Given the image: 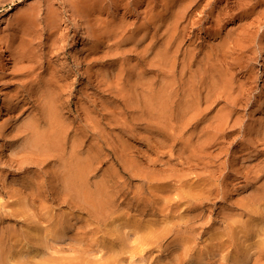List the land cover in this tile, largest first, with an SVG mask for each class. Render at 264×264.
<instances>
[{"label": "rangeland", "instance_id": "rangeland-1", "mask_svg": "<svg viewBox=\"0 0 264 264\" xmlns=\"http://www.w3.org/2000/svg\"><path fill=\"white\" fill-rule=\"evenodd\" d=\"M161 1L0 0V67L2 65V69H0V74H2V80H0V217L4 221L2 222L0 219V238H2V233L10 232V248H12L10 252L12 254L17 252L16 254H18L16 258H13L16 255L15 253L13 257L10 255L8 260L11 262L8 264H236L238 260L244 262L245 257H247V263L245 264L255 263L256 257L253 254L249 255V259H251L248 260V256L241 255V253L242 251L246 252L248 244L252 245L251 243L258 238L255 235L257 238L254 239L252 233L263 230V224L253 226L251 216L254 215L251 214L254 211V199L252 197L254 193L252 194V192L255 190L253 189L255 182L253 183L249 176L246 179V176L250 173L252 157L256 153L255 146L258 147V151L260 147V150L264 149V22L260 23L263 28L262 26L258 28L259 31L261 30L258 33V36L259 34L260 36L252 39L251 35L255 36L252 34L254 26L252 20L255 16L251 17L250 15L252 8H259L258 10L264 13V0H164L160 3ZM164 3L166 6L163 5ZM186 8H188L187 12H185ZM10 9L12 10L10 11ZM180 9L186 10L182 13ZM190 12L195 13L193 14L195 16H191L194 17L192 19L188 18ZM178 13L181 14L179 18H177ZM163 15L168 16L166 17L168 23L169 20L174 21L175 17V19H178L179 24L182 16L185 21L182 20L183 22L180 25H176L178 27L189 20H192L193 23L198 20V23H195L196 26L193 23V25H190L189 22L183 25H190L191 28H188V38L190 39L183 43V48L182 45L180 46L179 54L174 56L175 58H171L170 62L173 60L172 65L175 61L177 62H175V69L173 66V69L171 68L170 62H165L169 65L167 70L166 65L161 62L163 60L159 57L158 62L161 60L160 63L164 67L160 66V63L158 64L154 57V55L158 57L156 51H159L157 49L159 45L154 39L155 33L152 32L155 31L156 27L162 25L160 20L161 18L162 21L165 19ZM172 15L174 17H171V20L170 16ZM152 19H157L158 23L156 24V21L152 22ZM263 20L261 19V21ZM153 25L155 28L151 29ZM240 25L251 26L252 28L248 27V29L252 32L244 26L240 28ZM192 26L197 28L193 27L195 29H192ZM23 27L27 30L31 27L32 31L37 32V35L35 34L36 36L33 37L37 48H33L34 52L36 49V52L40 50V52L45 53L44 45L47 42L49 44L48 48L45 49L46 52L52 51L48 54L50 55L48 56L49 61L47 60L40 65L42 67L37 66L39 70L36 68L35 75L43 81L49 80L54 75V77L60 76H57V78L65 77V79L64 77L61 78L62 80L60 79L61 85L65 88H63L64 91L62 89V93L64 100L66 102L70 101L71 107L69 106L68 110H65V113L63 112L64 116L67 118L71 115L69 113L70 109L74 111L82 109L85 112L90 109V107L88 108L89 105L91 106L89 112L92 110L91 113L93 114L94 110L98 113L97 119L101 115L99 123L103 125L94 124V121H98L94 118L97 113L92 116L87 111L91 114V117L96 119L89 118L94 120L92 124L98 125V128H95L94 125H91V121H87L89 126L95 128L92 133L89 132L90 135L94 134L91 138L94 136L96 139L94 137L92 139L95 144L93 152L96 155L99 152V155L101 154V163H98L93 169L90 183L92 191L96 192L97 195L94 198L97 203H93V208L95 205L97 206L98 201H100L99 203L103 202V205L98 204L93 210L86 204L90 209L89 211L81 202H77V205H73L72 202L70 204L68 202L70 196L65 193L66 191L60 193L58 190L57 203L53 199L47 198L48 192L46 191H44L46 200H39L37 193L34 194V191L30 189V186L37 181L35 176L39 174V183H43L42 185L46 189L51 182L55 185L60 184V180H57L58 170L55 169L57 170L56 173L53 164H51L48 165L49 168L47 166V169H43L42 174L34 167L35 165H26L23 171L19 169L16 162L23 154L17 153L16 150L24 144V139L19 132L17 133L19 135L16 136V129L18 131L19 127L22 128V125L28 119L30 121V116L34 113L33 105L25 103L27 101L24 100L26 96L28 97L27 92H30L28 85L33 76L22 77L19 86L15 85V79L13 80L12 62L15 58L12 53L19 45L20 38L18 39V37H21L22 32L25 31ZM243 27L245 30H243ZM115 28L116 30H114ZM121 28H125V31L121 30L120 34L121 36L126 35V38L124 36L120 37L119 29ZM145 28H148L147 31ZM171 28L175 30V24ZM181 29L183 27L179 28L178 33L182 31ZM148 31L151 32L148 33ZM242 31L251 33V35L246 34L250 39L246 40L245 38L248 37H243L245 32L242 35ZM19 32H21L20 36H18ZM98 32L102 33H99L98 36ZM121 32H126V34ZM135 32L137 33L135 34ZM234 33H236L235 37H232ZM237 33H240L242 37ZM106 34L107 36H105ZM114 34H117L115 36H119L118 38H121L122 41H118ZM197 34L200 38H197ZM101 35H104L103 37L107 42L106 40L103 41L104 38ZM108 37L113 38L110 40ZM231 37L240 39L236 40V45L235 42H232L235 39L230 41L235 46L233 52H224L225 55L220 54L222 51L220 49L226 48V46H223L227 44L225 39ZM14 38L18 39L17 42L11 44L12 46L8 45L10 42L8 43L7 40L11 41ZM249 40L250 42H248ZM109 44L110 47L113 46L111 49ZM119 44H122V47L120 50L118 49L120 55H117L119 52L115 49L114 51L113 48L120 46ZM103 50L108 51L105 53L106 56H104ZM110 50L117 51V54L114 53V55ZM107 53H109L108 56ZM5 56L8 58H5ZM12 57L14 58L13 61ZM117 57L120 58L119 61ZM109 61L112 64L106 63ZM47 67H49V70L46 69ZM50 67L52 68L51 72L54 71V75L49 73ZM169 69H172L171 72L174 70L173 73H176L175 75L168 73L176 78L172 79L174 82L176 81L173 88L178 89V91L175 89V93H178L175 95L180 98L187 91L189 95H184L187 97L193 94L199 97L200 94L202 97L200 103L198 100L196 102L198 97L196 98L195 95L189 98L195 100L194 115L197 112H204L201 113L204 117L197 113L196 115L199 114L200 117L195 116L197 119H194L191 111L192 115L189 114L184 118L178 114L179 109H175L169 120L170 123L168 121L169 124L166 127L164 120L161 123V119L159 120L156 117L154 118L159 123L158 121L153 123V116L145 115L147 114L145 111H143L144 117L143 115H137L139 112L142 113L140 109H146L142 100L144 97L140 92L141 87H136V91L134 88L131 89L129 85L135 87V84L145 81L151 83L157 89L156 87L163 82L162 77L164 76L161 74L167 73L170 71ZM114 73L120 74L121 78L123 73L125 79L122 83L124 84L119 82V78L117 77V79ZM224 73L225 75H223ZM96 74H100L97 78L101 77L100 81L102 83L96 78ZM132 74L133 78H131ZM83 75L85 76L83 77ZM104 75L107 76L104 77ZM171 75L170 77L173 78ZM46 76H48L47 80ZM222 76L228 78H225L227 82L229 78H233L232 81H230L232 78L229 80L230 83L234 82L233 86L232 83H229L230 85L227 88L242 85L243 89L236 88L241 89L239 91L241 92L240 95L237 94L238 90L236 89L223 90L222 83L224 82L221 83V86L218 84ZM136 77H139L140 81ZM111 78H114V81H112L115 88L113 85L109 86L111 81H108L106 85L108 87L105 88L104 83L107 82V79L111 80ZM25 83H28V85ZM212 83L215 85L217 83V90L220 86L217 92L211 89ZM99 84L100 86H98ZM116 84H121L118 89ZM155 84L157 85L155 86ZM199 84L204 89L209 85L207 89L210 87V90L207 91H212L211 97H205L209 93L203 91V87L201 89ZM123 85H128L125 86V89L127 90V87H130L131 91L124 92ZM40 86L38 85L37 88ZM194 86H198L196 87L198 89L196 90ZM109 87L116 92L112 93ZM120 87H122V90L119 89ZM191 87H193L192 90ZM183 88L185 92H183ZM116 89L121 90V92ZM198 90L199 92L202 90L203 96L201 93L197 94L196 91ZM228 90L232 91V94ZM234 90L237 91L235 99H238L233 102ZM243 90L244 92H242ZM191 91L194 92L191 94ZM149 94H146L147 100ZM10 95L17 96L18 99L14 100L19 102L18 108L13 113L4 105L5 99H10ZM137 96H142L138 102L141 104L140 106L144 104V107L135 108L138 104L136 101ZM178 97L176 96L177 100ZM204 97L208 99L206 100ZM239 98H242V100H239ZM181 99L178 101H181ZM210 100L213 102L209 103ZM230 100V103L233 102L239 105L235 106L232 103V106L229 103ZM128 101L130 106H127ZM205 102H207V105ZM133 103H136V105ZM196 103L202 106L200 107L197 104L199 108ZM212 103L215 104L212 105ZM131 104L135 106H133L134 110L130 108ZM85 106L86 108H84ZM206 106L210 109L204 111L203 109L207 108ZM131 111L132 113L134 111L133 116L135 114L138 116H136L137 119H133ZM230 112L231 114H229ZM175 114H178L179 118ZM190 115L193 116V119H190ZM228 115L231 117H228ZM114 118L118 120L117 123ZM138 118L140 121L136 122V120H139ZM132 120L135 122H132ZM224 121L228 124H224ZM125 124H128L127 126H130V128ZM157 124L160 125H158L160 128L162 124L166 128L162 126L161 131L156 126ZM149 125L151 132H148ZM84 127L85 124H82L81 128L84 129ZM100 130L105 132L101 131V134ZM71 131L73 130L71 129ZM163 132H165V135ZM169 132L170 137H168ZM214 137L217 140H214ZM216 142L219 143V146L217 145L215 148ZM96 147L100 149H98L99 152L97 149V152H95ZM24 155L26 157L30 156V158L32 156L25 153L23 157ZM103 156L104 158H102ZM102 159H104L103 162ZM121 160L122 162H120ZM244 175L246 176L244 177ZM52 179H55V183ZM261 182L264 183V179ZM28 185L29 187L26 188ZM100 187L104 188L102 192L105 191L106 195L102 192L103 196L97 194ZM63 193L66 195H63ZM106 197L109 199H105ZM36 198H38V201ZM107 200L111 206L106 205L108 204ZM42 203L46 204V209ZM103 206L106 207L103 208ZM99 208L104 210L97 211ZM45 210L52 212V216ZM44 214L48 215L44 216ZM247 220H249L248 222L252 221L246 225ZM238 221L240 223L246 221V223L242 225ZM238 226L239 228H237ZM63 227H67V229H63ZM56 229L58 232H54L57 231ZM262 237L264 238V235ZM256 251L257 248L253 253H256ZM236 254H239L240 258L241 256L242 258L244 256V258L237 259Z\"/></svg>", "mask_w": 264, "mask_h": 264}, {"label": "bare ground", "instance_id": "bare-ground-1", "mask_svg": "<svg viewBox=\"0 0 264 264\" xmlns=\"http://www.w3.org/2000/svg\"><path fill=\"white\" fill-rule=\"evenodd\" d=\"M160 1V0H159ZM164 0H162L160 3H162ZM156 2H157V0H156ZM155 2V3H156ZM166 2V1H165ZM263 2V1H262ZM262 2H261V4H262ZM168 3H169V1H168ZM183 3V2H182ZM154 4V3H153ZM171 4V3H170ZM260 4V5H261ZM155 5H157V4H155ZM163 5H165V3L163 4ZM166 6V5H165ZM264 6V5H263ZM164 7V6H163ZM256 7V6H255ZM260 7V6H259ZM168 8H169V6H168ZM195 8H197V7H195ZM195 8H193V9H195ZM13 9V8H12ZM12 9H10V11L12 10ZM170 9V8H169ZM187 9V10H186ZM184 11L185 12H187L188 11V8H186ZM189 9H190V7H189ZM253 10L251 11V17H253V16H255V18H254V20H252L253 22L252 23H254V26L251 24V23H249V25H252L253 26V35H255V36H252L251 35V33L249 34L248 33V31L246 32V31H242V35H244V32H245V35L243 36V37H248V38H245L246 40L247 39H250L249 38V36L247 35L246 36V34H249V35H251V37H252V39H253V37L254 38H256L257 36H258V33L261 31H259L258 30V28L259 27H261L262 26V28H263V25L262 24H260V23H262V22H264V20L263 21H261V19H264V13L262 12V11H260V10H258L259 8H252ZM262 9H263V7H262ZM165 10H167L166 8H165ZM180 10H182V9H180ZM179 10V11H180ZM251 10V9H250ZM169 11V10H168ZM167 11V12H168ZM184 11L182 10V13H184ZM248 12H249V10H248ZM248 12H247V14H248ZM172 13V12H171ZM180 13H181V11H180ZM181 13V14H182ZM156 14V13H155ZM158 14V13H157ZM173 14V13H172ZM181 14H177L178 15V17L177 18H179V16L181 15ZM186 14V13H185ZM193 14H195L194 12H190L189 14H188V18H194V17H191ZM245 14V13H244ZM161 15V14H160ZM171 15V14H170ZM176 15V16H177ZM183 15V14H182ZM249 15V16H250ZM156 16V15H155ZM164 16V15H163ZM168 16H169V13H168ZM168 16H166V17H168ZM184 17H185V15H183ZM193 16H195V15H193ZM248 16V15H247ZM162 17V16H161ZM165 17V16H164ZM165 17V19H163V21H162V18H161V23H162V25H159V27H156V29H154L153 31L154 32H152L153 34L155 33V37H154V39L157 41L156 43L159 45V48L157 47V49L159 50L158 52L156 51V53H158L157 55H158V57L156 56V55H154V57L156 58V60H157V63L159 64L160 63V61L161 60H159V62H158V59H159V57L163 60V61H161V62H163V65H166L165 67H167V66H169V65H167V64H165V62L166 63H169L170 62V60H171V58L173 57V58H175L174 56H176L177 54H179L178 52H179V50H181L180 49V46L183 48V43L184 42H186L187 41V39H190V38H188L189 36H188V34H189V31H188V28H191L190 27V25H193V24H195V23H198V20L196 21V22H192V20H187L188 22H189V24H187V26L185 25V26H183L184 24H186V23H188V22H186V23H183V25L180 27H178V26H176V25H178L179 24V21H178V19L176 20L175 19V17L172 15V16H170V18L171 17H174V21L172 20V18H171V20L172 21H170L169 20V23H168V20H166L167 18ZM187 17V16H186ZM153 18V17H152ZM156 18V17H155ZM181 18L182 19H180L181 21H180V24L183 22V21H185V20H183L184 18L181 16ZM261 18V19H260ZM159 19H160V16H159ZM159 19H158V21H159ZM169 19V18H168ZM186 19V18H185ZM151 20V19H150ZM153 20V19H152ZM175 20H176V23H175ZM183 20V21H182ZM244 20V19H243ZM154 21H156V24L158 23L157 22V19H155V20H153L152 22H154ZM178 21V22H177ZM151 21H150V23H152ZM174 23L175 24V30L174 29H172V28H174V27H172L171 28V26L172 25H174V24H171V23ZM191 22V23H190ZM258 22H259V25H258ZM148 24H149V22H147ZM193 23V24H192ZM218 23V22H217ZM226 23V22H225ZM33 24V23H32ZM146 24V23H145ZM144 24V25H145ZM154 24V23H153ZM156 24H154L155 26H156ZM179 24V25H180ZM218 24H220V23H218ZM224 24V23H223ZM143 25V26H144ZM147 25V24H146ZM154 25H153V27L151 26V29L152 28H155L154 27ZM189 25V26H188ZM197 24H195V26H196ZM213 25V24H212ZM222 25V24H221ZM246 26L245 27V25H242V26H244L246 29H248V27L250 28L251 26ZM27 26V25H26ZM25 26V27H26ZM161 26V27H160ZM195 26H192V29H195V28H197V27H195ZM217 26V25H216ZM242 26L240 25V28H242ZM25 27H23L24 29H25ZM33 27V26H32ZM150 27V25L148 26V28ZM183 27V29H181L182 31L181 32H179L178 33V30H179V28H182ZM193 27H195V28H193ZM214 27V26H213ZM243 27V28H244ZM22 28V29H23ZM28 28V27H27ZM116 28H118V27H116ZM116 28L114 29V30H116ZM141 28H142V26H141ZM144 28V27H143ZM147 28V29H148ZM245 28L243 29V30H245ZM252 28V27H251ZM250 28V29H251ZM23 29V30H24ZM124 29V30H123ZM121 28V29H119V34H120V31L122 30V31H125V28ZM146 29V28H145ZM147 29H146V31H147ZM250 29H248V30H250ZM23 30H21V31H23ZM35 30H37V29H35ZM103 30V29H102ZM135 30V29H134ZM189 30H191V29H189ZM194 31V30H193ZM251 32H252V30H250ZM103 32H105V31H103ZM107 32V31H106ZM114 32V31H113ZM133 32V31H132ZM149 32H151V31H148V33ZM23 34H21V32H19V35L18 36H20V34L22 35L21 37H18V39L20 38V43L18 42V47L14 50V49H12V50H14L13 51V53H12V55L14 56V58L12 57V61H13V59H14V62H12L13 63V69H14V78H13V80L15 79V81H14V83H15V85H18V84H20L21 82H22V77L24 78V76H33L32 77V80L29 82V81H27V82H29V85H28V83L26 84V85H28V90L30 91V92H27L28 93V97L26 96V98L24 99L25 101H27V102H25V103H31L33 106L32 107H34V113H33V115L31 114V116H30V121H29V119L27 120V122H25V123H27V124H23L22 126V128L21 127H19L18 128V131H17V129H16V136L17 135H19V134H21V136H22V138L24 139L23 140V146L21 147L20 146V148H18L16 151H18L17 153H19V154H30V155H32L31 156V158H30V156L28 157H26L25 155H24V157H23V154H22V156H20V155H18V156H20V158L19 157H17V158H19V159H17L18 161H16L17 163H18V165H19V169H24L25 168V166L26 165H35L34 167H36L37 168V170H38V172H41L40 174H42V171H43V169H45L48 165H51V164H53V166H54V170L55 169H57L58 170V178H57V180H60L59 182H60V184H53V182H49L50 183V186L47 188L46 187V189H45V187L42 185V184H40L39 182V174H35L36 176V179H37V183L35 182L33 185H31L30 186V189H32V191H34V194H35V192L37 193L36 195H37V197L39 198V200L41 199L42 201L43 200H46V196H44V191H46V192H48L47 194H48V196H47V198L49 197L50 199H53L54 200V202H56L57 203V195L59 194L58 193V190L60 191V193L61 192H63V191H66L65 193L67 194H69V199H68V202H70V204H71V202L73 203V205H77V202H81V204H83L84 206H86V204H87V206L89 205V208H92V210L93 209H95L97 206H98V204H100V205H103V202L102 203H99L100 201H98V204H97V206L95 205L94 206V208H93V206L92 205H94V204H96L97 203V201L95 202V200H94V198H96V192H94V191H92V188H91V183H90V180H91V173H93L92 171H93V169L96 167V165L98 164V163H101V154L99 155V151H98V149L100 148L99 146H97V147H99V148H95L94 150H95V152H99V153H97V155L93 152V148H94V143H93V141H92V139H93V137L91 138V136L92 135H94V134H92V135H90L89 134V132L90 133H92V131H93V129H95L96 127L98 128V125L97 126H95L94 124H98L99 123V121H100V117H101V115H100V117H99V119H97V117H98V113L96 112V111H94L93 110V114L95 113H97V116H95V114H94V118H96L98 121H94V120H96V119H94L93 117H91V111L89 112V110L91 109V106L89 105L88 106V104H87V106H88V108L90 107V109L88 110L87 109V111L89 112V113H91V114H89L87 111H83L82 109V111L81 110H77V111H74V110H72V109H70V111H69V113L71 114H69L70 116L68 117L67 116V118H66V116H64V111L65 110H68V108H69V106L71 105L69 102L70 101H68V102H66V100H64V98H63V91H64V86H62L61 85V81H60V79L62 78L63 79V77H61V78H59L60 76L59 75H57V76H59L58 78H57V76L56 77H54L55 75V73H53V72H51V67H50V74L51 73H53V77H50V79L49 80H47L48 79V76H49V74H48V76H46L47 78H46V80L47 81H43V79H41V81H40V79H39V76H37V75H35V70H37L36 68H38V70H39V67H37L38 65L40 66V65H42L43 63H45L47 60L49 61V59H48V56H50V55H48L49 54V52H50V50H49V52L47 51L46 52V50L45 49H47L48 47V42H47V44L46 45H44L45 46V49H44V51H45V53H43V49L41 50L42 52H40V50H38V52H36V45H35V42H34V40H33V37H34V35L37 33L36 31H32V29H31V27H30V29H25V31L24 32H22ZM99 33H102V32H98V36H99ZM109 33V32H108ZM107 33V34H108ZM118 33V32H117ZM122 34L123 33H125L126 34V32H121ZM137 32H135V34H136ZM241 33V32H240ZM240 33H237V35L239 34V35H241ZM96 34H97V32H96ZM105 34V33H104ZM107 34L105 35V36H107ZM118 34V35H119ZM152 34V35H153ZM181 34V35H180ZM195 34V33H194ZM207 34V33H206ZM228 34V33H227ZM233 34V33H232ZM235 34L236 33H234V35H232V37H235ZM16 35V34H15ZM37 35V34H36ZM35 35V36H36ZM111 35V34H110ZM109 35V36H110ZM117 36V34H114V36ZM133 35H134V32H133ZM192 35V34H191ZM198 35V34H197ZM201 35V34H200ZM230 35H231V33H230ZM242 35H241V37H242ZM95 36H97V35H95ZM102 36V38H104L103 39V41L104 40H106L105 39V37H103L104 35H101ZM112 36H113V34H112ZM115 36V37H116ZM124 36V35H123ZM123 36H121V34H120V37H123ZM135 36V35H134ZM134 36H132V37H134ZM137 36V35H136ZM139 36V35H138ZM149 36V35H148ZM229 36V35H228ZM259 36H260V34H259ZM258 36V37H259ZM15 37H17V36H15ZM52 37V36H51ZM51 37H50V39H51ZM119 37V36H118ZM118 37H116V39L118 38ZM125 38L127 37L126 35L124 36ZM131 37V38H132ZM225 37V36H224ZM226 37H227V35H226ZM229 38V39H225V43L227 42V44L226 45H223L224 47L226 46V48L223 50L222 48L220 49V54H223V55H225L224 54V52H227V53H232L233 52V50H234V47L235 46H233L232 45V43H230V41L231 40H233V39H235L234 41H232L235 45H236V40H238L239 38H240V36H238V37H236V38ZM53 38V37H52ZM109 39H110V37H108ZM113 37H111V39H112ZM131 38H130V40H131ZM143 38H144V36H143ZM194 38V37H193ZM192 38V39H193ZM197 38H200V36L198 35V37ZM196 38V39H197ZM12 39V38H11ZM15 39V38H14ZM11 40V41H13L12 43H11V41L10 40H7L8 41V43L10 42V44H8V45H10V46H12L11 44H14L15 42H17V40L18 39H15V40ZM35 39V38H34ZM49 39V40H50ZM110 39V40H111ZM245 39H243L244 41H245ZM48 40V41H49ZM121 40V38L119 39L118 38V41H120ZM123 40H124V38H123ZM152 40H153V38H152ZM155 40H154V42H155ZM198 40V39H197ZM240 40V39H239ZM109 41V40H108ZM122 41V40H121ZM189 41V40H188ZM241 41H242V39H241ZM254 41V40H253ZM252 41V42H253ZM256 41V40H255ZM6 42V41H5ZM50 42V41H49ZM106 42H107V40H106ZM116 42V41H115ZM115 42H113L114 44H115ZM192 42V41H191ZM240 42V41H239ZM248 42H250V40L248 41ZM103 43V42H102ZM112 43V44H113ZM117 43V42H116ZM120 43V42H119ZM190 43V42H189ZM194 43V42H193ZM225 43H223V44H225ZM44 44V43H43ZM51 44H52V41H51ZM54 44H55V42H54ZM111 44V45H112ZM113 44V45H114ZM188 44V43H187ZM190 44H192V43H190ZM5 45H7V44H5ZM7 45V46H8ZM42 45V44H41ZM104 45V44H103ZM106 45H107V43H106ZM120 46H116V48H113V50L115 49V50H117L118 52H119V50H120V48L122 47L121 45L122 44H119ZM137 45V44H136ZM135 45V46H136ZM186 45V44H185ZM230 45V46H229ZM38 46H39V44H38ZM37 46V47H38ZM43 46V45H42ZM41 46V47H42ZM55 46V45H54ZM124 46V45H123ZM152 46V45H151ZM221 46H222V44H221ZM222 46V47H223ZM36 48L35 49V52H34V50H33V48ZM47 47V48H46ZM50 47V46H49ZM53 47V46H52ZM109 47H110V44H109ZM111 47H113V46H111ZM111 47H110V49H111ZM11 48V47H10ZM40 48V47H39ZM38 48V49H39ZM51 48V47H50ZM55 48V47H54ZM54 48H53V50H54ZM132 48H137V47H132ZM105 50H106V47L104 48ZM107 49H108V46H107ZM119 49V50H118ZM113 50H110V51H112L113 52V54L114 53H116V52H114ZM156 50V49H155ZM109 51V52H110ZM218 51V50H217ZM235 51H236V49H235ZM8 52V51H7ZM10 52V51H9ZM12 52V51H11ZM39 52H40V54H39ZM52 52V51H51ZM50 52V53H51ZM103 52H104V56H106V52H108V51H104L103 50ZM181 52V51H180ZM219 52V51H218ZM42 53V54H41ZM110 54H111V52H110ZM117 54V53H116ZM217 54H219V53H217ZM10 55H11V53H10ZM109 55V53H107V56ZM115 55V54H114ZM117 55H120V52L117 54ZM111 57H112V54L110 55ZM217 56H219V55H217ZM221 56V55H220ZM116 57V56H115ZM5 58H8V57H6L5 56ZM105 58V57H104ZM2 59H4V58H2ZM1 59V60H2ZM114 59V58H113ZM120 60V58H118L117 57V60ZM100 60H102V59H100ZM103 60H105V59H103ZM118 60V61H119ZM155 60V61H156ZM9 61H11V60H9ZM98 61V60H97ZM113 61V60H112ZM173 61V60H172ZM172 61L169 63V64H171V68L173 69V67L175 66L176 67V63L174 64L173 63V65H172ZM3 62V61H2ZM114 62V61H113ZM116 62V61H115ZM103 63H105V62H103ZM106 63H110V61L109 62H106ZM118 63V62H117ZM156 63V62H155ZM3 64V63H2ZM49 64H51V63H49ZM49 64H48V66H49ZM110 64H112V63H110ZM109 64V65H110ZM114 64V63H113ZM153 64H154V62H153ZM89 65H90V63H89ZM108 65V64H107ZM116 65V64H115ZM156 65V64H155ZM163 65H161V63H160V66H163ZM111 66H113V65H111ZM111 66H110V68H111ZM173 66V67H172ZM1 67H2V65H1ZM0 67V69H2ZM40 67H42V66H40ZM44 67V66H43ZM46 67V66H45ZM87 67H88V65H87ZM87 67H85V68H87ZM164 67V66H163ZM175 67H174V69H175ZM11 68V67H10ZM49 67H47L46 69H48ZM108 68V67H107ZM168 68L169 67H167V70H168ZM41 69V68H40ZM42 69H44V68H42ZM89 69V68H88ZM109 69V68H108ZM107 69V70H108ZM166 69V68H165ZM172 69H169L170 71H166L167 73H164V74H161V75H163L164 77H162V80H163V82L161 83V82H159V83H161V85L160 86H158V87H156L157 89H155L154 88V85H152L151 83H147V82H143V81H140L138 78L140 77L138 74H136V76H139L137 79L140 81V82H142V84H140V82L138 83V80H137V83L138 84H135L136 86L135 87H132V85H129V86H131V89H136V91H137V88H139V87H141V90H140V92L142 93V96L144 97L142 100L144 101V103H145V107H144V104L142 105L144 108H146V109H140V111H142V113H140L139 111V114H137V115H143V117L145 116V115H151V116H153L152 118L153 119H155L154 117H156V118H159V120L161 119V121L162 120H164V123H166L165 124V126L167 127V125L170 123V118H171V115L173 116V112L175 111V109H179V112H178V114L182 117H184V118H186L187 116H189V114H191L192 112H193V109H194V106H195V100H194V98L193 99H190L189 97L190 96H193V95H195V94H193V95H190L189 97H187L189 94H187L188 93V91H187V93L185 92V89L184 88H186V87H184L183 89H184V91L183 92H185L183 95H181V97L182 96H184L185 94H187V96H184V98L183 99H181V97L179 98L178 97V95H175V94H178V93H175L176 92V90L178 91V89H176V88H173V84L176 82H174L173 80H174V78H175V74L176 73H173L174 72V70L171 72V70ZM49 70V69H48ZM47 70V71H48ZM12 71V70H11ZM42 71V70H41ZM45 71V70H44ZM101 72V71H100ZM164 71H163V69H162V73H163ZM173 73L174 75L172 76L171 74H168V73ZM41 74H42V72H40ZM58 73H59V71H58ZM103 73V72H102ZM112 73V72H111ZM226 74H227V76H229L228 75V73L227 72H225ZM225 73L223 74V75H225ZM231 73V72H230ZM12 74V75H13ZM39 74V73H38ZM82 74H84V73H82ZM101 74V73H100ZM100 74H98V75H100ZM108 74H109V71H108ZM114 74H116V78L118 77L119 78V82L121 83V84H124V83H122V81H123V79H125V78H123V73H122V78L120 77V74L118 75L117 73H114ZM12 75H11V77H12ZM97 75V74H96ZM98 75L96 76V78L98 77ZM110 75V74H109ZM118 75V76H117ZM170 75L173 77V78H171L170 77ZM233 74L231 73V76H232ZM36 76V77H35ZM40 76H42V75H40ZM52 76V75H51ZM85 75H83V77H84ZM103 76V75H102ZM107 75H104V77H106ZM135 76V75H134ZM1 77H2V74H0V80H2L1 79ZM82 77V78H83ZM114 77V76H113ZM131 77V76H130ZM233 77V76H232ZM231 77V78H232ZM28 78V77H27ZM31 78V77H30ZM100 78L101 77H99V78H97V79H99V82H101L102 83V81H100ZM103 78V77H102ZM108 78V77H107ZM116 78H115V80H116ZM117 78V79H118ZM131 78H133V74H132V77ZM142 78H143V76H142ZM225 76H222V78L220 79V81L218 82V84H220V86H221V83L222 82H224V83H222L223 84V90H227V89H229V90H233V89H236L238 86H235V88H233L232 86H233V83L234 82H231L232 83V86L231 87H229V88H227L231 83H230V81H232L233 80V78L231 79V78H229V80H228V82H227V80L226 79H228V78H226ZM250 78V77H249ZM11 79V78H10ZM21 79V80H20ZM45 79V78H44ZM61 79V80H62ZM64 79H65V77H64ZM105 79V78H104ZM122 79V80H121ZM145 79V78H144ZM143 79V80H144ZM173 79V80H172ZM176 79V78H175ZM12 80V79H11ZM103 80V79H102ZM114 81V78L112 79L111 78V80L110 79H107V82L106 83H104L105 84V88L106 87H108V86H106L107 84H108V81L110 82L111 81V84H109V86L110 85H113V81ZM249 80H251V79H249ZM13 82V81H12ZM23 82H25V81H23ZM94 82V81H93ZM93 82H92V84H93ZM104 82V81H103ZM124 82V81H123ZM247 82V81H246ZM246 82H244V83H246ZM251 82V81H250ZM249 82V83H250ZM116 83L118 84V82L116 81ZM152 83H156V82H152ZM230 83V84H229ZM248 83V84H249ZM24 84V83H23ZM116 84V85H117ZM121 84H119V85H121ZM131 84V83H130ZM140 84V85H139ZM203 84V83H202ZM210 84V83H209ZM247 84V83H246ZM245 84V85H246ZM12 85V84H11ZM26 85H25V88H26ZM40 86L39 88H37V86ZM115 85V84H114ZM113 85V87L115 88V86ZM119 85H117L116 87H117V89H118V86ZM137 85H139V86H137ZM157 84H155V86H156ZM175 85V84H174ZM205 85V84H204ZM215 84L214 83H212L211 84V89L213 90V91H215L216 90V92L219 90V87H218V90L216 89L217 88V83H216V85L214 86ZM19 86V85H18ZM24 86V85H23ZM22 86V87H23ZM43 86V87H42ZM95 86V85H94ZM98 86H100V84L98 85ZM124 87H123V90H124V92L125 91H131L130 90V87H127V90L125 89L126 87L125 86H128V85H123ZM199 86H201V89H202V85H200L199 84ZM209 86V85H208ZM207 86V87H208ZM97 87V86H96ZM103 87V86H102ZM137 87V88H136ZM196 87H198V86H196ZM195 86H194V88H196ZM207 87H205L206 89H204V87H203V91L205 90V91H209L210 90V87H209V89H207ZM224 87H226V88H224ZM15 88L17 89V87L15 86ZM19 88V87H18ZM42 88V89H41ZM64 88V89H63ZM101 88V87H100ZM110 88V87H109ZM122 87H120L119 89H121ZM128 88H129V90H128ZM192 88L193 87H191V90H192ZM239 88H241V89H243L242 88V85L240 86V87H238V89ZM15 89V90H16ZM27 89V88H26ZM62 89H63V91H62ZM99 89V88H98ZM103 89H104V87H103ZM102 89V90H103ZM116 89V90H117ZM175 91H174V90ZM198 88H196V90H197ZM200 89V88H199ZM222 89V88H221ZM238 89H236V90H238ZM240 89V90H241ZM109 90H111L112 91V93H115L116 91H113V89H109ZM122 90V89H121ZM121 90H117V91H120L121 92ZM138 90V91H139ZM228 90V91H229ZM236 90H234V95L232 96V98H234V99H232L233 100V102H234V100L236 101L237 99H235L237 96H235V93L237 92ZM240 90H238V92H237V94H239V93H241V92H239ZM23 91V90H22ZM207 91V92H208ZM14 92H16V91H14ZM97 92V91H96ZM102 92V91H101ZM104 92H106V91H104ZM123 91H122V94L124 93ZM145 92H147V93H145ZM192 92H194V91H191V94H192ZM197 92V94H199V93H201L202 92V90H201V92H199V90L198 91H196ZM231 94H232V91H229ZM242 92H244V90L242 91ZM20 93H21V91H20ZM30 93V94H29ZM150 93V94H149ZM190 93V92H189ZM209 94L207 95V96H205V94H204V96L205 97H211L210 95H211V93H212V91L211 92H208ZM213 93H215V92H213ZM11 94V93H10ZM16 94H18V93H16ZM133 95H134V93H132ZM146 94H149L150 96H148V100H147V97H146ZM216 94H218V93H216ZM215 94V95H216ZM9 95V94H8ZM36 95H37V98H36ZM141 95V94H140ZM201 95H202V93H201ZM240 95V94H239ZM238 95V96H239ZM16 96V95H15ZM19 96V95H18ZM141 96V97H142ZM176 96L179 98V99H181V101H178L177 100V98H176ZM203 96V95H202ZM214 96V95H213ZM235 96V97H234ZM243 96V95H242ZM242 96H240V97H242ZM17 97V96H16ZM16 97H14V95L12 96V95H10V99H8V98H6L5 99V107H7L8 108V110H10L12 113L15 111V109L16 108H18V104H19V102H17L16 100H14V99H18V98H16ZM141 97L140 96H137V99H136V101H137V107H135L134 105V107L135 108H137L138 109V107H142V106H140L141 104L138 102L140 99H141ZM194 97V96H193ZM195 97H196V95H195ZM198 97V96H197ZM196 97V98H197ZM201 96H200V94H199V97H198V99H196V102H197V100H198V102L200 103V101H201V99H202V97L200 98ZM204 97V99H206ZM245 97V96H244ZM90 98V97H89ZM140 98V99H139ZM207 98V99H208ZM22 99V98H21ZM200 99V100H199ZM206 99V100H207ZM126 100V99H125ZM141 100V101H142ZM145 100H146V102H145ZM205 100V101H206ZM211 100H212V98H211ZM209 101V103L210 102H213V101ZM239 100H242V98L240 99L239 98ZM127 101V100H126ZM203 101V100H202ZM231 102V100L229 101V103ZM232 102V103H233ZM95 103V102H94ZM124 103H126L125 101H124ZM131 103V102H130ZM141 103H143V102H141ZM199 103H196V106L197 107H199ZM232 103H230L232 106H233V104ZM240 103V102H239ZM86 104V103H85ZM85 104H83V105H85ZM127 106H130V104H129V101L127 102ZM133 104H135L136 105V103H133ZM197 104H199V105H197ZM205 104L207 105V102H205ZM215 103H212V105H214ZM227 104H228V102H227ZM1 105H2V103H1ZM4 105H2V106H4ZM82 105V104H81ZM139 105V106H138ZM204 105V104H203ZM235 106L237 105V104H234ZM239 105V104H238ZM237 105V106H238ZM119 106H121L120 104H119ZM126 106V107H127ZM132 106V104H131V109L133 108V110L135 109L134 107ZM202 105H200V107H201ZM209 107H210V105H208ZM208 106H206L207 108H205V109H203L204 111H206V109H210V108H208ZM71 107V106H70ZM95 107V106H94ZM122 107V106H121ZM197 107H195V109L197 108ZM199 107V108H200ZM80 108V107H79ZM84 108H86V106L84 107ZM83 108V109H84ZM93 108V107H92ZM127 108H129V107H127ZM129 108V109H130ZM2 109V108H1ZM74 109V108H73ZM198 109V108H197ZM18 110V109H17ZM30 110H31V108H30ZM236 110V109H235ZM233 111V112H236V111ZM1 111V110H0ZM143 111H145V113H147V114H143L144 112ZM177 111V110H176ZM192 111V112H191ZM195 111H197V110H195ZM198 111H199V109H198ZM200 111H201V109H200ZM208 111V110H207ZM32 112V111H31ZM64 112V113H63ZM67 113V112H66ZM131 113H132V111H131ZM197 113H204V112H197ZM196 113V114H197ZM93 114H92V116H93ZM133 114H134V111H133V113L131 114L132 116H133ZM178 114H175V115H177L178 116ZM194 115V112H193V116H194V119H197V117L195 118V116H199L200 117V115L198 114V115ZM229 114H231V112L229 113ZM130 115V116H131ZM136 114H135V116H133V119L135 118V119H137L136 118V116H137ZM192 115V114H191ZM190 115V119L192 118L193 119V116H191ZM209 115V114H208ZM207 115V116H208ZM218 115V114H217ZM233 115V114H232ZM106 116V115H105ZM107 116H109V115H107ZM201 116H202V114H201ZM73 117V118H72ZM138 117V116H137ZM140 117V116H139ZM143 117H141V119H143ZM147 117V116H146ZM180 117V119L182 120V118ZM202 117H204V116H202ZM205 117H206V114H205ZM228 117H231L230 115H228ZM89 118H93L94 120H92V119H89ZM117 118V117H116ZM116 118H114L115 120H116ZM151 118V119H152ZM173 118V117H172ZM177 118H179V116L177 117ZM176 118V119H177ZM189 118V117H188ZM109 119H111V118H109ZM113 119V120H114ZM139 119V118H138ZM148 119H150V118H148ZM152 119V121H153V123H154V121L157 123V121H156V119L155 120H153ZM174 119H175V117H174ZM112 120V121H113ZM144 120V119H143ZM178 120V119H177ZM177 120H175L176 122H177ZM215 120H216V118H215ZM87 121H91V125H94L95 126V128L93 127L92 128V126L90 125H88V122ZM92 121H94V124H92ZM108 121H110V120H108ZM128 121V120H127ZM134 120H132V122H133ZM137 121H140V119L139 120H136V122ZM146 121V120H145ZM149 121V120H148ZM147 121V122H148ZM151 121V120H150ZM168 121H169V123H168ZM226 121V120H225ZM224 121V124L225 123H227L228 124V122H225ZM118 122V120H116V123ZM135 122V121H134ZM180 122V121H179ZM185 122H187V121H185ZM184 122V123H185ZM109 123V122H108ZM146 123V122H145ZM158 123H159V121H158ZM161 123H163V121L161 122ZM160 123V124H161ZM82 124H85V127H84V129H85V131H84V129H82L81 127H82ZM102 124V123H101ZM100 123H99V125H101ZM119 124V123H118ZM172 124V123H171ZM182 124V123H181ZM103 125V124H102ZM126 126L128 125V124H125ZM131 125V124H130ZM138 125V124H137ZM159 124H157L156 126H158ZM84 126V125H83ZM135 126V125H134ZM160 126V125H159ZM158 126V127H159ZM162 126H164L163 124L161 125V128L159 129V130H161L162 129ZM164 126V127H165ZM187 126V125H186ZM100 127V126H99ZM102 127V126H101ZM100 127V128H101ZM128 128H130V126H127ZM132 127H133V125H132ZM136 127V126H135ZM134 127V128H135ZM147 127V126H146ZM145 127V128H146ZM154 127V126H153ZM165 127V128H166ZM21 128V129H20ZM92 128V129H91ZM104 128H105V126H104ZM104 128H102L103 130H105ZM134 128H132L133 130H134ZM169 128V127H168ZM167 128V129H168ZM223 128V127H222ZM71 129L73 130V131H71ZM82 129V130H81ZM150 129V125H149V128H148V130ZM152 129V128H151ZM167 129H166V134L168 133L167 132ZM99 130V129H98ZM103 130H100L99 132L102 134V132L101 131H103ZM165 129L163 128V131H164ZM222 130H224V129H222ZM71 131V132H70ZM126 131H127V129H126ZM162 131V130H161ZM169 131V130H168ZM19 132V134H17ZM75 132V133H74ZM103 132H105V131H103ZM147 132V131H146ZM148 132H151V130H149ZM165 132H163V134L165 133ZM132 133V132H131ZM135 133H136V131H135ZM105 134V133H104ZM129 134H130V132H129ZM131 135V134H130ZM165 135V134H164ZM171 135H170V132H169V134H168V137H170ZM14 137V136H13ZM19 137V136H18ZM103 137V136H102ZM167 137V138H168ZM263 138V137H262ZM262 138H261V140H262ZM15 139H16V137H15ZM94 139H95V137H94ZM214 140L216 139V137H214L213 138ZM212 139V140H213ZM22 140V139H21ZM96 140V139H95ZM213 140V141H214ZM217 140V139H216ZM261 140H260V142H261ZM107 141V140H106ZM100 142V141H99ZM108 142V141H107ZM89 143V144H88ZM101 143V142H100ZM99 144V143H98ZM105 144H108V143H105ZM215 144V143H214ZM213 144V145H214ZM219 144V143H218ZM217 142H216V146H215V148L217 147ZM259 144V143H258ZM262 144V143H261ZM263 144H264V139H263ZM254 145H257V144H254ZM253 145V146H254ZM100 146H102V145H100ZM219 146V145H218ZM107 147H109L108 145H107ZM152 147V146H151ZM96 149H97V151H96ZM101 149V148H100ZM99 149V150H100ZM261 149V147L259 148V151H258V147L257 146H255V148H254V150L256 151V153L253 155V160L251 161L252 163H251V166H250V173H248L247 174V176L246 175H244V177L246 176V179H248L249 177H250V179L251 180H253L252 182L254 183L253 184V189H255L254 190V192H252V194L254 193V195H252V197H253V199H254V208H253V214H251V215H254L253 217L251 216V218H253V223H254V225H253V223H252V225L253 226H255V225H261V224H263L262 225V228H263V230H259V231H255V232H253L252 234H253V237H254V239L255 238H257L256 239V241L254 240L253 241V243H251L252 245H250V244H248L249 246L246 248V252H243L242 251V253H245V254H242L241 253V255H246V256H248V260H250L249 259V255H251V254H253L255 257H256V260H254V264H264L263 262H264V238L262 237L263 235H264V183H262L261 181L264 179V149L263 150H260ZM218 150V149H217ZM15 151V152H16ZM106 151V150H105ZM212 152V151H211ZM16 153V154H17ZM109 153V152H108ZM105 154V153H104ZM17 156V155H16ZM35 156H37V157H35ZM106 156V155H105ZM42 157V158H41ZM102 158H104V156L102 157ZM15 159V158H14ZM106 159V158H105ZM217 159V158H216ZM104 161V159H102V162ZM120 162H122V160L120 161ZM215 162V161H214ZM216 162H217V160H216ZM216 162H215V164H216ZM16 164V163H15ZM103 164V163H102ZM53 166H50V167H53ZM98 166H100V165H98ZM213 166H215V165H213ZM48 168H49V166H48ZM28 169V168H27ZM47 169V168H46ZM52 169V170H53ZM97 169V168H96ZM95 169V170H96ZM49 170V169H48ZM57 170H55V172L57 173ZM24 171V170H23ZM45 171V170H44ZM217 171V170H216ZM215 171V172H216ZM37 172V173H38ZM46 172V171H45ZM52 172V171H51ZM55 174V173H54ZM55 176H56V174H55ZM249 176V177H248ZM0 177H1V175H0ZM59 177H60V179H59ZM248 177V178H247ZM50 178V177H49ZM31 179V178H30ZM35 179V178H34ZM56 179V178H55ZM54 179V180H55ZM53 180V179H52ZM53 180V181H54ZM35 181V180H34ZM259 182H260V185H261V183H262V185L260 186H258V184H259ZM54 183H55V181H54ZM93 183V182H92ZM30 185V184H29ZM29 185L28 186H26V188L27 187H29ZM24 186V185H23ZM45 190H44V189ZM25 189V188H24ZM95 190V189H94ZM97 190V189H96ZM104 190V188H102V187H100V190L98 189V191H97V194H101V192ZM99 191H100V193H99ZM33 193V192H32ZM102 193H105V195H106V192L104 191V192H102ZM66 194H64L63 193V195H66ZM62 195V194H61ZM101 196H103V194H101ZM100 196V197H101ZM64 197H66V196H64ZM63 197V198H64ZM38 198H36V200L38 201ZM44 198V199H43ZM61 198V197H60ZM102 198V197H101ZM108 197H106L105 199H107ZM104 199V200H105ZM109 199V198H108ZM61 201V200H60ZM110 201V200H109ZM40 202V201H39ZM107 203H108V200L106 201ZM23 203H26V202H23ZM44 203V202H43ZM42 203V205H44L43 207L45 208V206H46V204H43ZM94 203V204H93ZM113 203V202H112ZM60 204V203H59ZM79 204V203H78ZM91 205V206H90ZM99 205V206H100ZM107 206H111V204L110 203H108V204H106ZM86 206V209L88 208ZM41 207V206H40ZM102 207V206H101ZM106 206H103V208H105ZM88 208V209H89ZM103 208H99L97 211H103L104 209ZM43 209V208H42ZM46 209V208H45ZM44 210V209H43ZM42 211V210H41ZM40 211V212H41ZM46 211V210H45ZM89 211H90V209H89ZM44 212V211H43ZM43 212H42V214H43ZM46 212H48L49 213V215L50 216H52V212L50 213L48 210L46 211ZM46 212H44V213H46ZM41 214V215H42ZM45 215H48V214H44V216ZM43 217V216H42ZM2 217H0V219H1ZM1 221L2 222H4L3 221V219H1ZM249 220H247V223H246V221H245V223H246V225L249 223L250 224V222H248ZM239 223H240V221H238ZM238 222H237V224H238ZM244 222V221H243ZM245 223H242V221H241V223L240 224H245ZM251 225V226H252ZM242 228L244 227V226H241ZM67 229V227H63V229ZM237 228H239V226L237 227ZM261 228V229H262ZM52 230V229H51ZM53 230H55V229H53ZM57 230V229H56ZM54 232H58V230L57 231H54ZM263 232V233H262ZM10 233V232H9ZM8 232H5V234L4 233H2V238H0L1 240H0V244H1V247H0V264H8L9 262H11L10 260H8L9 259V257H10V255L13 257V254L15 253V252H13V254H12V252H10L11 251V249L12 248H10V234H9ZM245 235H247V234H245ZM255 235L257 236V237H255ZM247 237H249V236H247ZM251 237V236H250ZM251 246V247H250ZM255 248H257V251H256V253H253V251L255 250ZM15 249V247L13 248V250ZM252 250V251H251ZM16 251V250H15ZM17 253V252H16ZM15 253V254H16ZM19 253V252H18ZM18 254H16L13 258H16V256H17ZM237 256H236V258L238 259H241L242 258V256H241V258L238 256L239 254H236ZM18 257H20V256H18ZM17 257V258H18ZM243 258H244V256H243ZM242 258V259H243ZM246 258L247 257H245L244 259H245V261L243 262V260H241V261H239L238 260V262H236V264H245V263H247V261H246ZM13 264H16V263H13ZM24 264V263H23Z\"/></svg>", "mask_w": 264, "mask_h": 264}]
</instances>
